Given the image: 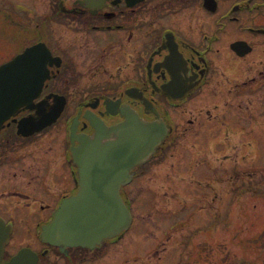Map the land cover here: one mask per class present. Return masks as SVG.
I'll return each instance as SVG.
<instances>
[{
  "label": "flooded vegetation",
  "instance_id": "af4514ba",
  "mask_svg": "<svg viewBox=\"0 0 264 264\" xmlns=\"http://www.w3.org/2000/svg\"><path fill=\"white\" fill-rule=\"evenodd\" d=\"M38 44L52 59L35 103L43 117L61 114L22 134L20 121L38 114L24 106L0 128V264H139L126 235L93 249L42 238L78 192L73 134L94 136L89 117L167 127L122 197L134 182L191 196L174 206L199 204L189 217L197 232H166L174 248L219 250L228 237L251 247L253 192L264 206V183H253L264 177V0H0V65ZM260 238L264 264V221ZM156 249L152 261L167 242Z\"/></svg>",
  "mask_w": 264,
  "mask_h": 264
},
{
  "label": "water",
  "instance_id": "95a60500",
  "mask_svg": "<svg viewBox=\"0 0 264 264\" xmlns=\"http://www.w3.org/2000/svg\"><path fill=\"white\" fill-rule=\"evenodd\" d=\"M49 54L45 46L36 45L0 66V127L40 95ZM45 119H24L19 130H40ZM95 125V136L79 137L80 144L73 149L80 175L78 194L66 199L53 222L43 228L44 240L52 244L94 247L128 229L131 215L121 198V187L131 180V170L144 162L167 134L166 128L136 118L112 128ZM2 234L0 227V241Z\"/></svg>",
  "mask_w": 264,
  "mask_h": 264
},
{
  "label": "rangeland",
  "instance_id": "374dc122",
  "mask_svg": "<svg viewBox=\"0 0 264 264\" xmlns=\"http://www.w3.org/2000/svg\"><path fill=\"white\" fill-rule=\"evenodd\" d=\"M253 183H264V177H254ZM126 191L132 204L134 222L127 232L125 241L128 246H136L137 253L142 257L139 264H182L181 259L184 264H239V262L245 263L246 261L261 264L262 259L258 260L259 251L255 245L258 240H261L260 233L264 221V206L262 198H260L263 193L261 191L253 192L252 223L244 235L249 239L250 245L252 243L251 247L245 251L246 241H239V237L234 241L229 240L230 237L226 235L228 239H222V242L227 243L222 245L219 250L214 248L213 253L201 260L192 256L183 258L181 250L174 248V243L166 240L165 234L170 231L176 233V237L190 236L193 229H191L192 222L189 217L195 213L199 204H188L185 208L173 206L174 197L170 191L168 195L161 194L152 188H142L139 182H134ZM185 198L186 200L192 199L187 195ZM170 206L174 207V211L169 208ZM204 226L206 227V224ZM163 241L167 242L168 249L162 253V258L155 261L150 260V256H156L154 250L159 248ZM231 242L235 246L233 251L228 247Z\"/></svg>",
  "mask_w": 264,
  "mask_h": 264
}]
</instances>
